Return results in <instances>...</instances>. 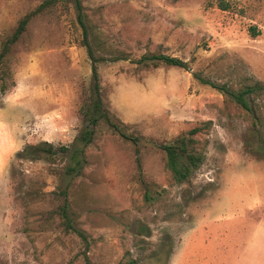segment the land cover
<instances>
[{
	"label": "rangeland",
	"instance_id": "1",
	"mask_svg": "<svg viewBox=\"0 0 264 264\" xmlns=\"http://www.w3.org/2000/svg\"><path fill=\"white\" fill-rule=\"evenodd\" d=\"M74 1L0 0V264H264V90L224 92L264 85V0H78L100 117ZM179 137L199 160L176 181Z\"/></svg>",
	"mask_w": 264,
	"mask_h": 264
},
{
	"label": "trees",
	"instance_id": "2",
	"mask_svg": "<svg viewBox=\"0 0 264 264\" xmlns=\"http://www.w3.org/2000/svg\"><path fill=\"white\" fill-rule=\"evenodd\" d=\"M74 4L77 9V21L82 29L83 45L85 47L87 56L92 60L91 75L93 79V90L95 92V96L92 100V113L96 114L97 117L105 116L104 115L105 113L101 107L100 98L97 93V89H98L97 77H96L95 67L93 65V62H95V58L93 57L92 49L86 38L87 32L80 10V3L78 0H75ZM28 18L29 15L27 14L18 21L14 31L6 41L7 44L12 43L18 37V35L24 29V26ZM138 62L142 65L152 64L153 66H155L158 63H163L169 66L186 68L185 62L179 60L176 57H172L164 54L143 55L138 59ZM213 87H215L219 91L220 90L223 91L222 87H216L214 85ZM263 90H264V85L255 82L252 85H247L241 88L237 92L226 91V90H224V92H226L228 96L243 109L251 111V107L248 103V97L252 94L259 93ZM94 122H95V115H91L89 119V123L93 124ZM110 125L113 128L116 127L113 124ZM198 130L199 127H193L187 131V134L193 135ZM91 134H92L91 129L84 128L76 138L79 147L72 149L69 154L70 160L73 161L75 164H79L80 162L79 158H81V155L83 154V148L90 142ZM190 141H191L190 138L179 137L172 142L160 144V148L165 155L166 165L168 169L172 172V175L174 176V179L176 181L184 180L190 173V170L196 166L199 160V157L195 156V154L188 151V142ZM57 151H60L61 153H66L68 152V148L64 145H61L58 147ZM52 153H54L53 147L46 142H41L40 144L27 145L20 151L19 156L28 159H37L42 154L45 156H50ZM72 170H74V167L70 166L68 168V171L70 172ZM124 264H129V263H124Z\"/></svg>",
	"mask_w": 264,
	"mask_h": 264
}]
</instances>
